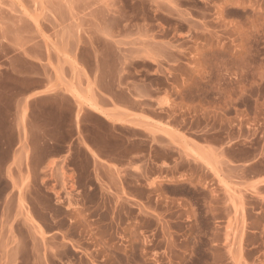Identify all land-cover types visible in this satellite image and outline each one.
I'll use <instances>...</instances> for the list:
<instances>
[{
    "label": "rangeland",
    "instance_id": "rangeland-1",
    "mask_svg": "<svg viewBox=\"0 0 264 264\" xmlns=\"http://www.w3.org/2000/svg\"><path fill=\"white\" fill-rule=\"evenodd\" d=\"M0 29L47 51L74 35L101 92L138 113L83 117L84 140L43 166L44 135L73 123L53 121L68 102L40 104L33 159L0 153V264H264V0H0Z\"/></svg>",
    "mask_w": 264,
    "mask_h": 264
},
{
    "label": "crops",
    "instance_id": "crops-1",
    "mask_svg": "<svg viewBox=\"0 0 264 264\" xmlns=\"http://www.w3.org/2000/svg\"><path fill=\"white\" fill-rule=\"evenodd\" d=\"M14 22L17 26V18ZM52 37L55 40L54 48L48 47L47 51L40 38L24 47L17 34L0 29V153L12 155L15 163L13 170L24 168L25 161L33 159L34 140L40 137V132L35 131L34 121L35 116L40 114L43 101L68 102L71 112L67 115L55 113L53 121L67 116V120L73 123V134L67 139L44 135L40 143L47 146L49 152L43 166L63 161L68 155L67 148L84 140L82 118L87 115L99 120L107 129H113L120 121H138L134 117L138 115L134 109L118 104L113 94L101 92L97 77L90 74L79 59L83 49L76 47L74 35ZM8 44L11 50L9 55L2 53ZM35 49L39 51L37 57H29L28 54ZM18 61L34 71L23 73L17 68ZM26 82L29 86L24 85ZM87 103L95 110L88 108ZM70 130L66 129L65 132ZM48 132L52 136H56L57 132L60 136L63 134L55 125ZM14 175V179H19L18 174Z\"/></svg>",
    "mask_w": 264,
    "mask_h": 264
}]
</instances>
